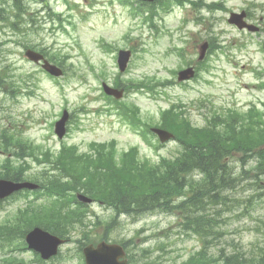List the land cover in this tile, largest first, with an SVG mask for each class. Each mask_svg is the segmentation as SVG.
<instances>
[{"label":"rangeland","instance_id":"1","mask_svg":"<svg viewBox=\"0 0 264 264\" xmlns=\"http://www.w3.org/2000/svg\"><path fill=\"white\" fill-rule=\"evenodd\" d=\"M122 1L29 0L32 22L27 32L21 21L8 22L9 15L0 21V72L12 77L10 81L19 87L15 97L0 89V138L3 133L15 134L41 152L47 148L58 151L62 143L86 151L89 143L114 140L118 152L137 146L142 159L156 163L160 157L177 154L176 142L160 147L154 137L147 136L150 143L144 141L141 131L118 116L117 104L107 100L102 91L103 83L113 87L116 78L128 85L136 81L174 82L153 94L147 90L125 92L118 100L129 108L136 105L141 120L152 127L160 112L173 104L183 105L192 124L203 126L206 116L214 112L228 108L246 111L249 104L264 101V89L260 88L264 83V0H203L206 5H221L217 10L175 6L167 14L159 10L161 19L156 18L153 27L143 24L141 17H132L131 7ZM241 10L247 12L249 23L260 28L258 32L239 31L227 23L230 12ZM50 12L60 13L61 20L51 17ZM203 41L213 49L204 62L197 63V46ZM25 46L37 50L46 47L61 64L64 75L51 78L28 62L23 55ZM120 50L133 53L123 73L116 64ZM193 64L200 65L196 80L176 83L174 72ZM64 110L69 114L67 131L59 139L53 128ZM23 152L26 155L28 151ZM2 153L0 149V172L6 156ZM26 161V177L33 179L42 167L31 157ZM231 165L240 171L236 158ZM249 176L235 190L223 193L228 196L225 207H233L225 215L228 238L235 242L241 239L247 248L264 239L261 232L254 231L253 222L264 216V197L250 207L247 204L249 213H244L242 202L261 192L253 183L254 174ZM261 178L263 184L264 176ZM25 203L24 198L7 201L0 209V221ZM106 215L111 222L114 214ZM177 221L175 214L160 212L137 219L122 217L116 229L107 234L108 240L124 242L137 264H180L199 250L200 243L195 236L186 235ZM105 232L103 227L95 228L90 238L95 241Z\"/></svg>","mask_w":264,"mask_h":264},{"label":"trees","instance_id":"2","mask_svg":"<svg viewBox=\"0 0 264 264\" xmlns=\"http://www.w3.org/2000/svg\"><path fill=\"white\" fill-rule=\"evenodd\" d=\"M24 1H11L18 19L27 13ZM8 2L0 0V11L1 6ZM189 2L160 1L164 9L172 3L184 5ZM143 5L150 10L154 9V5ZM0 19L4 21L5 18L0 16ZM148 19L151 20L152 16ZM42 52L46 55L44 49ZM48 56L52 62L61 66L54 57L50 54ZM11 79L0 72V89L15 97L19 94V87ZM158 85L159 82H138L133 87L154 93ZM114 86L122 87L120 82H115ZM137 112L135 107L131 110L134 119H137ZM159 123L161 128L175 135L181 146L173 158H160L157 163H151L140 158L137 147L118 153L112 142L98 145L96 158L90 155L87 161L82 158L86 155L77 153L74 147L62 146L58 153L50 150L41 152L29 144L27 148L32 159L37 164H49L48 169L37 174L33 180L44 189L50 202H66L73 192L83 191L131 216L156 212L175 214L177 225L182 231L186 235L195 236L200 243L199 250L180 264H264V239L251 244L249 248L241 239L237 242L229 240L225 215L232 212L233 207H225L228 196L223 194L235 190L245 179H250L249 174L253 173L256 179L253 183L262 194L242 203L247 205L264 196V182L260 184L264 176V109L255 106L248 112L229 109L223 115L215 113L205 127L197 128L173 105L160 114ZM1 140L3 150L12 152L24 165L19 163L15 166L7 161L0 172V178L13 181L27 179L25 171L29 167L24 162L25 156L15 152L26 143L15 134L3 133ZM39 156L43 159L40 160ZM235 158L238 160L239 172L231 165V160ZM83 162L93 169L85 167ZM248 163L253 164L246 169ZM62 196H66V199ZM244 213H249L248 209ZM253 222L254 231L258 235L261 232L264 237V216ZM33 224L24 222L18 225L17 233L23 236L34 227Z\"/></svg>","mask_w":264,"mask_h":264},{"label":"flooded vegetation","instance_id":"3","mask_svg":"<svg viewBox=\"0 0 264 264\" xmlns=\"http://www.w3.org/2000/svg\"><path fill=\"white\" fill-rule=\"evenodd\" d=\"M3 205L5 203L0 204V209ZM21 211L22 213H19L20 210L16 208L13 214L0 221V264H85L84 235L80 229L74 231L68 225L81 221L83 225L91 228L92 225L101 224L109 210L102 203L38 202L26 204ZM120 217L121 214L118 215V219ZM23 220L36 222L59 239L61 243L54 255L43 258L40 253L28 248L25 241L26 235L8 234L1 225L5 223L18 225ZM102 239L105 237L102 236ZM72 245L73 247L69 250L68 248ZM127 264L131 263L127 262Z\"/></svg>","mask_w":264,"mask_h":264},{"label":"water","instance_id":"4","mask_svg":"<svg viewBox=\"0 0 264 264\" xmlns=\"http://www.w3.org/2000/svg\"><path fill=\"white\" fill-rule=\"evenodd\" d=\"M139 1L153 2L155 0H139ZM244 17L245 15L243 13L240 15L232 14L228 22L230 24L236 25L239 29L246 28L252 32L258 31V28L252 25H247L243 20ZM207 48H208L207 43H203L202 45L199 46V54H200L198 58L199 61H201L204 58ZM25 56L35 64H38L39 61L43 60V56L33 51H27L25 53ZM130 56L131 53L129 51L119 52L117 62L120 72L125 71ZM41 67L51 76L60 77L62 75V71L59 68L50 65L47 61L43 60V65ZM193 76H194L193 69L190 68L178 74V81L181 82V81L189 80L192 79ZM103 88H104V92L108 96H113L116 99L122 97L123 92L121 90H114L105 85ZM67 119H68V114L66 111H64L62 118L55 124V133L60 139L65 134V124ZM152 131L159 137L161 142H166L173 137L171 134H169L164 130L153 129ZM37 188H38L37 185L28 182L14 183L11 181L0 180V199H4L21 189L35 190ZM78 197L79 199H82L84 201H89L83 196H78ZM27 242L29 243L30 247H34L35 249H38L43 253H47L48 251H50V253H53L57 245L56 241H53V239L50 238V236L47 233L43 232L38 228L34 229L32 232H30L27 235ZM38 245H43L44 248H39ZM84 253L87 264H118L116 261L117 258L123 257V249L120 246L108 245L104 242L100 243L96 248H94L93 246L86 247L84 249ZM121 264H124V262Z\"/></svg>","mask_w":264,"mask_h":264}]
</instances>
